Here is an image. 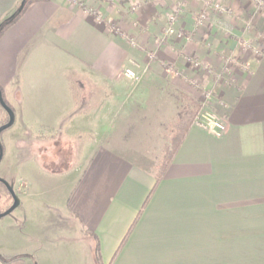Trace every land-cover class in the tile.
I'll return each mask as SVG.
<instances>
[{"label": "crops", "instance_id": "obj_1", "mask_svg": "<svg viewBox=\"0 0 264 264\" xmlns=\"http://www.w3.org/2000/svg\"><path fill=\"white\" fill-rule=\"evenodd\" d=\"M22 1L0 0V22ZM11 86L27 135L37 118L59 132L79 119L81 146L95 121L96 146L65 201L93 264H264V15L251 0L33 1L0 39L7 105ZM205 91L226 132L192 124L151 194L180 99Z\"/></svg>", "mask_w": 264, "mask_h": 264}, {"label": "rangeland", "instance_id": "obj_2", "mask_svg": "<svg viewBox=\"0 0 264 264\" xmlns=\"http://www.w3.org/2000/svg\"><path fill=\"white\" fill-rule=\"evenodd\" d=\"M251 1L256 4L253 0ZM213 4L219 3L213 2ZM208 5L210 7L211 4ZM256 6L264 15V6L262 8L257 4ZM224 7L229 12L227 15H231L230 8ZM100 20L101 18L98 21ZM176 24L177 19L172 26V32H168L170 25L168 18L165 36L175 32ZM246 47H248L247 44ZM151 53L154 54V60L157 58L155 52H150L147 54L149 62L154 61L148 57ZM186 57L187 63L196 68L200 66L199 60L191 56ZM131 63L134 64V62ZM209 71L207 69V74ZM168 72H171V69L168 68ZM137 78L135 73L134 79H127L134 81ZM6 91L10 93L7 99L9 101L12 99L8 106L11 105L14 108L15 124L0 136L4 152L0 163V178L9 183L19 198L20 204L9 215L0 218V262L21 257L26 264H85L87 260V263L93 264L90 253L87 251V245L91 244V240L84 237L75 221L66 218L65 201L72 178L77 174L79 167L77 165L84 162L96 146L94 142L98 136L93 134L97 127L90 126L95 121L89 122V132L85 131L80 135L81 146L74 142V139L79 136L73 130L74 124L81 123L79 119L72 120L67 128L59 132V121L37 118L33 129L35 136L27 135L21 120L17 117L21 104L15 99L19 96L18 94L13 96L12 86ZM19 91L20 93L22 91L21 84ZM211 95L208 91L202 93L198 103L199 112L207 109L217 116L211 107L208 105L204 107ZM183 99L187 98L183 97ZM143 111L141 109L140 113ZM6 117V113L0 106V124L7 120ZM24 122L27 124L26 119ZM146 122L148 120L144 123ZM47 123H53V126ZM83 126L86 127L85 124ZM20 141L32 144L31 158L33 159L29 160L30 157L21 156L18 147ZM6 198V190L0 186V213L6 211L10 205V203L5 204Z\"/></svg>", "mask_w": 264, "mask_h": 264}, {"label": "trees", "instance_id": "obj_3", "mask_svg": "<svg viewBox=\"0 0 264 264\" xmlns=\"http://www.w3.org/2000/svg\"><path fill=\"white\" fill-rule=\"evenodd\" d=\"M33 1H37V0H23L22 5L20 4V6L12 14H10L8 17H6L3 21L0 22V39L5 34V32L23 16L28 5L32 3ZM0 92H1V89H0ZM1 96L3 99L2 93H1ZM180 100L182 102V106L178 113V116L175 119V121L169 125V131L171 133L170 146H168V148L166 149L163 155L161 162L156 167L155 184H154L151 194L156 189L157 185L160 183L162 177L164 176L165 171L171 164L173 157L175 156L181 143L183 142L188 132L189 127L193 124L194 119L200 110V106L198 105L197 102L191 99L184 100L183 98H181ZM137 219L138 217L134 221L133 225L136 223ZM129 232L123 239L121 245H123L124 242L126 241ZM0 264H24V260L21 257L10 258L7 261L5 260L3 262H0Z\"/></svg>", "mask_w": 264, "mask_h": 264}, {"label": "built area", "instance_id": "obj_4", "mask_svg": "<svg viewBox=\"0 0 264 264\" xmlns=\"http://www.w3.org/2000/svg\"><path fill=\"white\" fill-rule=\"evenodd\" d=\"M253 1L261 8L264 6L263 0H253ZM211 5H213V8L220 13H224V14L229 13L228 10L221 4H211ZM207 7H209V5H207ZM205 18H206V11L201 13V15L197 18V23H201L203 20H205ZM99 19H100L99 17L96 18V20H99ZM176 19H177V15L175 14L169 17L170 25L167 29L168 32L170 33L172 32V26L176 22ZM250 50L253 51L256 55H261L260 49L250 48ZM148 57L150 60H154V54L151 53L149 54ZM123 75L128 79H134L135 77V73L132 70V68L124 69ZM204 107H207V104ZM193 124L206 130L207 132L211 133L215 137H221L226 132V123L220 118H218L217 116H215L214 114L210 113V111H208L207 109L201 110V112L197 114V116L194 119Z\"/></svg>", "mask_w": 264, "mask_h": 264}, {"label": "flooded vegetation", "instance_id": "obj_5", "mask_svg": "<svg viewBox=\"0 0 264 264\" xmlns=\"http://www.w3.org/2000/svg\"><path fill=\"white\" fill-rule=\"evenodd\" d=\"M6 104V103H5ZM7 105V104H6ZM8 106V105H7ZM9 107V106H8ZM13 111V110H12ZM5 112V111H4ZM6 113V112H5ZM13 114H14V121H13V124L11 125L12 127H13V125L15 124V113H14V111H13ZM6 121H4L2 124H0V128L1 127H3V126H5L8 122H9V115L6 113ZM8 127L7 129H4V130H2L1 132H0V136L1 135H3V133L5 132V131H7V130H9V128L11 129L12 127ZM0 147H1V143H0ZM18 147H19V152L21 153V156L24 158V157H30V160L31 159H33V158H31V149H30V147H31V143H28V142H25V141H20L19 143H18ZM24 150V151H23ZM1 152H2V157H1V159H0V163L2 162V160H3V156H4V152H3V148L1 147ZM33 156V155H32ZM0 186H2L5 190H6V192H7V198H6V200H5V204L7 205V204H9L10 203V205H9V207L7 208V210L13 205V203H14V201H13V198H12V195L10 194V190L9 189H11L12 191H13V189L11 188V186L9 185V183L6 181V180H4V179H2V178H0ZM14 192V191H13ZM15 194V193H14ZM6 210V211H7ZM5 212V211H4ZM3 212V213H4ZM0 214H2V213H0Z\"/></svg>", "mask_w": 264, "mask_h": 264}, {"label": "water", "instance_id": "obj_6", "mask_svg": "<svg viewBox=\"0 0 264 264\" xmlns=\"http://www.w3.org/2000/svg\"><path fill=\"white\" fill-rule=\"evenodd\" d=\"M21 5H22V3H21ZM0 106L9 115V122L5 126L0 128V132H1L2 130L7 129L8 127H10L13 124V121H14L13 111L3 101L2 96H1V92H0ZM1 157H2V152H1V147H0V159H1ZM9 190H10V194L12 195L14 203L7 211H5L4 213L0 214V218H3L5 216L9 215L20 204L19 198L14 194V192L11 189H9Z\"/></svg>", "mask_w": 264, "mask_h": 264}]
</instances>
